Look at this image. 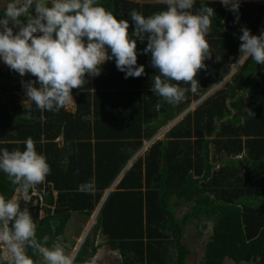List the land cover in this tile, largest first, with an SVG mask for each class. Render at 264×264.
Masks as SVG:
<instances>
[{
    "label": "trees",
    "instance_id": "16d2710c",
    "mask_svg": "<svg viewBox=\"0 0 264 264\" xmlns=\"http://www.w3.org/2000/svg\"><path fill=\"white\" fill-rule=\"evenodd\" d=\"M99 3L117 18L129 20L133 31L132 9L147 16L166 7L132 0ZM201 4L216 13L206 37L209 54L220 56V61L230 57L232 62L240 55L241 28L254 34L263 6L240 2L235 13L220 0H196L193 10ZM261 32L264 22L258 35ZM146 46L147 39L140 41V49ZM150 60L153 77L158 72ZM219 63H204L206 67L197 74L201 87L196 93H186L185 101L177 106L152 93V83L144 78H125L115 62L103 64L99 76L87 77L82 89L72 90V113L63 108L58 113L41 111L34 104L29 107L16 100L7 104L0 97V149L23 150L24 141L31 137L51 168L44 183L22 191L24 197L17 200L21 208H29L37 237L47 235L51 245L63 235L71 211L87 218L141 139L150 137L221 79L226 69L219 68ZM101 91L110 94L116 110L97 111L96 98ZM157 103L159 108H155ZM98 116L107 120L100 118L96 123ZM56 136L74 139L67 165L60 163L63 152L53 142ZM165 137L150 144L108 192L91 226V236L82 240L75 253L76 264H90L97 232L119 257L104 264H187L178 226L183 218L201 216L212 220L202 264H223L224 259L264 264V206L251 203L264 201V66L244 58L228 79L184 114ZM88 181L94 183V191L80 192L79 185ZM17 191L21 190L0 171V195L13 198ZM184 202L190 203L189 210L175 218V207ZM27 251L33 255L30 248Z\"/></svg>",
    "mask_w": 264,
    "mask_h": 264
},
{
    "label": "clouds",
    "instance_id": "9594fccd",
    "mask_svg": "<svg viewBox=\"0 0 264 264\" xmlns=\"http://www.w3.org/2000/svg\"><path fill=\"white\" fill-rule=\"evenodd\" d=\"M220 2L238 13L240 0ZM161 3L164 9L147 16L132 9L135 29L130 33L129 20L117 18L99 0H9L0 18V59L21 76L36 78L22 82L29 107L34 104L41 111L58 113L74 102L72 90L82 89L87 77L99 76L102 65L113 58L125 78L143 75L144 65H137V39H147L143 51L151 53V66L158 72L152 77L151 91L177 106L186 93L201 87L197 74L210 57L206 37L216 13L205 4L194 11L196 0ZM33 5L35 15L30 11ZM241 32L239 59L250 58L264 66V32L253 35L247 27ZM24 143L23 150L0 149V171L12 185L28 192L45 182L51 168L31 137ZM78 190L90 194L94 183H81ZM33 256L40 257L42 264H76V256L60 244L49 245L47 235L37 237L28 207L0 195V264H39Z\"/></svg>",
    "mask_w": 264,
    "mask_h": 264
},
{
    "label": "rangeland",
    "instance_id": "374dc122",
    "mask_svg": "<svg viewBox=\"0 0 264 264\" xmlns=\"http://www.w3.org/2000/svg\"><path fill=\"white\" fill-rule=\"evenodd\" d=\"M134 2L138 3H161V0H132ZM9 0H0V18H2V10L5 9L7 3ZM240 2H246V3H259L263 6L264 10V0H240ZM31 13L35 15L34 11V5L30 9ZM264 12V11H263ZM263 16V13H262ZM260 24V23H259ZM259 26V25H258ZM18 29H14V31H17ZM261 30V29H260ZM259 30V32H260ZM129 32H133V30H129ZM258 32V33H259ZM257 29L254 32L253 35H258ZM140 47V40L137 39V48ZM210 55V54H209ZM240 55L231 61L230 57L222 59L220 61V56L215 55L211 56L209 58H206L204 63H210V64H216L219 63V68L226 69V72L222 75L221 79H219L217 82L212 84L210 87L204 89L203 93L201 94V99H205L208 95H210L214 90H216L225 80L228 79V77L238 68L243 58L239 59ZM35 77H33L31 74H25L24 76H21L19 73L11 70L2 59H0V97L4 102H7V104H10L9 102H12V100H16V102H19L21 104H25L27 100V96L25 94V89L22 82L27 81H35ZM39 87V83L37 82L36 85ZM11 93L13 96H11ZM7 98V99H6ZM7 100V101H6ZM198 100H192L191 102L195 103ZM190 104V103H189ZM193 108V107H192ZM192 108L189 110L191 111ZM188 110V111H189ZM24 197V193L22 191H17L13 198L16 200ZM253 205L257 206H264V201H257V202H251ZM189 205H186L184 209H182L181 212H175L176 218H181L185 213H187ZM84 219H75L73 220L72 224L69 223L64 232L63 235L55 238V243L60 244L66 251V253L74 254L76 245L78 244V241H80V238L83 234V232L86 230L87 222L89 221ZM212 225V220L210 218L206 217H186L183 218V220L179 224V231L181 233L180 239L181 243L186 247L187 249V256H186V262L187 264H202V253H203V246L204 243L207 240V235L210 233V227ZM86 236H91V231H86ZM168 239H173V236L170 234ZM171 248V247H170ZM96 251V250H95ZM97 252V251H96ZM96 252L90 256L89 261L90 264H104V263H110L113 261L118 260V255L113 252L106 253L105 257H103L101 260H98V257L96 256ZM37 261L39 264H42V260L40 257H37ZM223 264H251V262H240V263H234L229 259H224Z\"/></svg>",
    "mask_w": 264,
    "mask_h": 264
},
{
    "label": "crops",
    "instance_id": "0c3cea01",
    "mask_svg": "<svg viewBox=\"0 0 264 264\" xmlns=\"http://www.w3.org/2000/svg\"><path fill=\"white\" fill-rule=\"evenodd\" d=\"M139 48V49H138ZM137 48V51L139 52V61L137 63V65H144V69L145 72L142 76H140V78L143 80H146V82H150L152 83V76H151V70L150 67L148 66L151 54L149 53H144L143 49H140V47ZM109 54H110V50H109ZM244 59V58H243ZM242 59V60H243ZM115 62V59L113 58L112 60L107 61L104 64H109ZM103 81V80H101ZM101 94H98V97L96 98V109L98 112H110V110H116L118 107L116 105H113V103H111V96H109L110 94H106L105 92L101 91ZM13 96V95H11ZM201 97V96H200ZM200 97L196 100H198L195 105L194 102L192 103L190 101V104L181 112L177 113L174 117H172L170 120L166 121L165 124H163L162 126H160L157 130H155V132L148 138H142L141 139V145L134 151H132L129 154L128 159L125 161V163L123 164V166L121 167L120 171L118 172V174L116 175V177L113 179V181L111 182V184L103 191L99 201L97 202V204L95 205V207L93 208V210L91 211V213L89 214V216L87 218L83 217L81 214L75 212V211H71L69 213L68 219L66 221L64 230L66 228V226L73 222V220L75 219H84V220H88V218L90 217L89 221L87 222L86 225V230L83 232L80 241H78V244L76 245V248L79 247L80 243L82 242V240L86 237V231L91 229V226L94 224L96 216L98 214L99 208L101 206V204L103 203L104 199L106 198V195L108 194V192L112 191L115 189L117 182L119 181V179L121 178V176L124 174V172L132 165V163L139 157H142V155L144 154L145 150L150 146V144H152L154 141L156 140H165V134L166 132L169 130V128H171L174 124H176L183 116L184 114H186L187 112H189L190 108H194L197 104H199L203 99L200 100ZM7 99V98H6ZM158 102V101H157ZM25 105H29L28 102L25 103ZM126 106V105H123ZM128 106V105H127ZM125 108V110L127 112L131 111V107L128 106ZM155 108H159V104H156ZM192 108V109H193ZM63 109L67 112L72 113L74 110V102L66 105L65 107H63ZM189 110V111H188ZM100 113V114H101ZM100 118H103L104 120H107L106 117H100L98 116L97 122L96 123H100L101 120ZM91 121V120H90ZM144 126V125H143ZM131 140V139H130ZM53 142H57L58 146H59V150H61L63 152V155L61 156L62 159L60 161L61 164H66L68 163L69 160V154L74 152L73 151V146H72V142H74V139H71L70 137H66V139L62 140L61 137H55ZM90 142H93V139H90ZM128 149V148H127ZM59 163V164H60ZM58 168V166L56 167ZM186 205H189L188 202H184V203H180L177 204V206L175 207L174 211H173V216L176 218V214L175 212L179 211L181 212L182 209H184L186 207ZM189 210V208H188ZM187 210V211H188ZM43 215V210L40 211V216ZM211 229V227H210ZM210 234V233H209ZM209 235H207L208 238ZM94 244L97 245L96 247V256L98 257V260H101L103 257H105V255H107L106 253L108 252H113L116 253L118 255V253L114 250V249H110L106 243H105V239L104 236L101 235L100 233H96L94 235ZM77 251V250H76Z\"/></svg>",
    "mask_w": 264,
    "mask_h": 264
},
{
    "label": "water",
    "instance_id": "95a60500",
    "mask_svg": "<svg viewBox=\"0 0 264 264\" xmlns=\"http://www.w3.org/2000/svg\"><path fill=\"white\" fill-rule=\"evenodd\" d=\"M263 22H264V12H263V16H262V18H261L260 24H259V26H258V28H257V33H258L259 30L262 28V26H263ZM200 98H202V97H200ZM77 249H78V247L75 249V252H74L73 255H75Z\"/></svg>",
    "mask_w": 264,
    "mask_h": 264
}]
</instances>
